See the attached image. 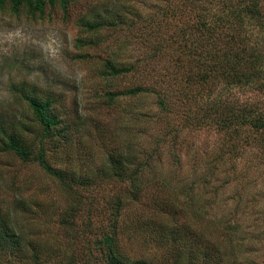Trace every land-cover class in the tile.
<instances>
[{"label":"rangeland","instance_id":"rangeland-1","mask_svg":"<svg viewBox=\"0 0 264 264\" xmlns=\"http://www.w3.org/2000/svg\"><path fill=\"white\" fill-rule=\"evenodd\" d=\"M185 1L71 0L65 10L55 4L42 17L0 11V146L13 134L35 152L44 133L18 92L51 98L56 101L54 113L67 130L44 138L46 160L85 182L69 192L35 162L1 152L0 213L12 222L21 239L20 250L7 246L0 251L2 264H34L33 253L39 264H63L73 260L72 254L78 258L77 264L92 256L97 258L91 260L93 264H104L99 252L87 250V244L92 247L98 236L86 225L91 220L105 227L109 198L129 184L108 181L101 171L106 156L120 151L134 156L129 170L141 169L139 179L153 177L145 193L137 201H127L120 215L118 244L126 256L160 264L168 244L162 238L164 231L158 229L166 225L188 243L193 233L208 237L204 245L198 244L196 255L217 244L225 256L232 252L231 259H236L232 264H264V153L253 147L250 127L240 128V135L233 139L228 137L215 125L217 120L203 119L202 101L190 104L167 98L162 108L151 92L119 96L112 106L103 98L105 92L135 87L163 90V98L176 88L180 80L171 39L188 17L187 13L174 18L166 14L176 7L187 10ZM223 3L215 0L210 9L221 19L227 13ZM259 7L264 16V2ZM115 16L123 17L122 21L126 18L129 27H105L94 35L81 29L82 21H109ZM154 18L169 24H163L158 35L146 36L148 21ZM244 28L252 38L250 43L264 54V28L251 19L245 21ZM79 38L93 43L78 48ZM159 38L166 41L165 54L151 58L155 52L151 47ZM107 59L134 70L110 79L101 74ZM216 100L264 114V90L256 85L220 90ZM245 135H249L247 145L242 144ZM232 144L237 146L234 152L229 151ZM210 169L214 174L208 192H204L201 177ZM191 183L197 185L193 202L186 207L182 197ZM73 205L79 207L75 226H63L61 219ZM206 209L221 223L241 224L234 238L226 239L217 231L220 225L216 220L200 223L194 219L199 212L202 217ZM176 210H182V215H176ZM185 253L181 252L182 264H190ZM197 260L194 255L193 261Z\"/></svg>","mask_w":264,"mask_h":264},{"label":"trees","instance_id":"trees-1","mask_svg":"<svg viewBox=\"0 0 264 264\" xmlns=\"http://www.w3.org/2000/svg\"><path fill=\"white\" fill-rule=\"evenodd\" d=\"M68 1L71 0H0V11L9 10L15 16L24 12L31 17H42L46 9L48 7L52 8L55 4H59L65 10ZM236 1L237 3L232 0H223L225 12H227L224 14L223 19L214 16L210 10L215 0H186L187 10L181 11L182 7L168 9L166 16L174 18L187 13L188 17L185 25L178 27L174 31L175 36L171 39L177 51L175 63L179 72V84L170 91L168 97L163 98L160 97L162 93L165 95L163 90L161 93L143 87H135L121 92H105L103 98H105L107 104L109 106L114 105L115 99L122 95L130 97L145 92L155 94L157 103L162 108L166 107L167 98L171 101L174 99L182 101L184 99L190 104H198L199 101H202L205 103V110L202 114L204 120H217V123L213 121L215 125L224 130L227 136L232 139L240 135L242 128L249 126L248 131L254 134V137L250 140L253 142V147L261 148V152L264 153V114L258 112V109L254 110L248 106H239L225 100L215 101L220 90L232 86L247 87L256 85V88L264 90V54L257 51L252 42L250 43L251 37L244 28V23L248 19L254 20L259 28H264V16L261 7H259L264 0ZM122 19L123 17L115 16L109 21H82L80 26L86 34L94 35L105 27H129L130 23H125L126 18H124L125 21H122ZM143 21L146 23V20ZM220 21H223V23L221 24ZM234 21H237V23H233ZM148 23L149 29L146 36L150 34L158 35V32L163 29L165 21L154 18L149 19ZM168 24L166 23L165 26ZM165 42L163 38L156 41V44L151 47L155 51L150 56L151 58L154 55L162 58L161 55L165 54L163 53ZM92 43L93 41H83L82 38H79L77 46L80 48L84 45H92ZM133 70V67H120L115 60L107 59L103 63L101 74L113 79L119 75L131 73ZM217 91L219 93L212 97ZM18 93L27 104L34 121L43 130V139L34 152L17 136L10 134L6 136V141L1 143L0 153H12L24 162H35L48 177L60 183L69 192H72L73 187L84 186L85 182L80 176L75 177L71 175V172L54 168L46 160L43 146L44 138L49 137L53 132L60 136L67 130V127L63 126L62 120L54 113L53 106L56 101L51 98L40 99L35 97L33 92L19 91ZM203 98H206V100L204 101ZM248 143L249 135L243 136L242 144L247 145ZM230 150L234 152L237 150V146L232 144ZM131 158L134 161V156L130 152L122 153L121 151L109 153L106 156L104 167L101 169L105 179L115 183L127 181L129 184L127 188H122L117 194L109 198L107 203L109 209L108 224L105 227L102 224L99 225V222L92 223L91 220H88L86 225L89 232L98 236L94 239L92 247L87 244V250L99 252L100 261H103L104 264H151L145 259H134L126 256L118 244V224L124 205L127 201H137L145 193L148 182L153 179V177L139 179L138 175L141 169L129 170V166L132 164ZM213 174L214 171L210 169L201 177L200 184H202L204 192H208L209 178L212 179ZM196 185V183H191L186 195L182 197V202L186 207H190L193 202V189ZM212 191L215 194L218 192L217 189ZM211 205L213 203L207 205L208 209L211 208ZM78 209L79 207L76 205L70 207L69 213H66L61 219L63 226H75L73 222L74 214ZM207 212V209L202 211L204 213L202 217L199 216L201 212L197 213L198 215L196 214L197 216L194 219H199L200 223L205 222V220H216L211 218ZM182 213V210H176L175 212L176 215H182ZM216 221L220 225L217 227V231L224 233L226 239L234 238L241 227L240 223L230 224ZM158 230L164 231L162 238L168 244V248L163 255V261L160 264H182V251H186L185 254L189 257L187 259L191 260L190 264H232L236 260L231 259L232 252L230 256H225V253L217 244L209 251L204 249L199 251L200 256L196 255L198 254V244L204 245V240L208 238L203 234L199 233L200 236H195L193 233V238L188 243V241H183V238L172 231L171 228H167L166 225L160 226ZM192 231L194 230L192 229ZM242 241V237H239L238 242L241 243ZM7 246L10 247V250L11 248L12 250H17V248L20 250L21 239L12 222L6 221L0 213V251H3ZM73 255L70 256L71 258L69 257L73 260L63 264H77L78 258H73ZM194 255L198 259L195 262L193 261ZM93 259L97 258L94 256L87 259L83 258L82 264H93L91 261ZM31 260L34 264L40 263L36 253L32 254ZM2 263L3 260L0 257V264Z\"/></svg>","mask_w":264,"mask_h":264}]
</instances>
